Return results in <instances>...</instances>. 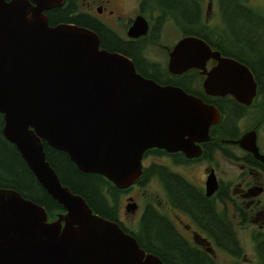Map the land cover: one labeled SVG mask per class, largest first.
I'll list each match as a JSON object with an SVG mask.
<instances>
[{"label":"water","instance_id":"1","mask_svg":"<svg viewBox=\"0 0 264 264\" xmlns=\"http://www.w3.org/2000/svg\"><path fill=\"white\" fill-rule=\"evenodd\" d=\"M64 2L0 0L2 134L64 209L49 220L42 205L0 187V264H167L63 185L43 142L65 152L79 170L126 189L141 177L142 156L150 148L200 156L201 143L212 140L210 128L220 123L221 112L180 86L143 76L130 57L101 47L91 28L51 25L47 10ZM148 23L137 14L127 36H144ZM166 68L171 74L197 70L210 97L230 96L248 107L257 95L249 66L197 35H185L173 45ZM255 130L215 138L264 163ZM205 185L206 196L218 189L213 171ZM260 191L256 188L255 194ZM127 200L125 210L133 213L137 204L131 196Z\"/></svg>","mask_w":264,"mask_h":264},{"label":"trees","instance_id":"2","mask_svg":"<svg viewBox=\"0 0 264 264\" xmlns=\"http://www.w3.org/2000/svg\"><path fill=\"white\" fill-rule=\"evenodd\" d=\"M65 1L67 5L47 10L46 13L51 25L68 22L89 27L97 34H105L104 39L101 35L100 45L102 47L109 51H118L127 55L133 60L138 72H142L143 76L153 78L158 82L159 79L155 75L157 72L153 68V63L156 61L152 62L148 59V62L144 58L145 43L147 40H152V43L159 44L160 28L167 19L171 20L181 36L197 35L210 43L206 32L202 31L205 27L198 22L201 12V0H140L139 12L141 15L145 14L153 17L151 26L155 30V34L145 35L143 39L135 40V43L134 41H123L116 32L114 33L117 35L112 32H103V30L91 25L90 23L96 19L94 14H91L92 12H74L75 0ZM244 1L225 0L222 3V7H227L223 10V15L226 17L227 33L229 36L232 35L229 37L228 44L233 46L235 43L236 46L232 47L233 50L227 48L222 50L219 45L218 48L221 49L223 54L232 56L249 66L258 83L257 95L251 106H259L264 103V17H262V12L259 11L249 13L247 11L249 7L245 6ZM243 7V12H239L237 15L234 14L235 9H242ZM250 15L253 17L250 18ZM228 17L231 20L227 19ZM107 27L111 29L110 26ZM111 36L116 37V43L110 41L113 38ZM120 44L124 46L134 45L138 48L136 52H132ZM140 62L145 65L144 68L139 64ZM159 69L169 73L165 67L164 69L159 67ZM146 70H150L151 75L146 74ZM187 73L189 77L188 84L192 81L190 79H194V81L197 78L202 79V76L195 69L189 70ZM170 82L174 85L184 83L179 78L172 79ZM188 84H185V86ZM182 88L203 98L205 102L214 104L223 115L220 123L210 128L212 140L204 144L201 154L203 158L211 160V156L219 151L223 152V146H225L215 136H222L226 132L227 136L235 137L238 134L235 124L249 107L239 104L230 96L224 98L206 96L201 86L192 90H189V86L187 88L182 86ZM256 122L259 123L258 126L263 127L264 119L259 118ZM3 124V115L0 113V187L14 189L25 198L42 205L48 214V219L54 220L57 214L64 212L62 205L53 199L40 185L15 146L5 139L2 134ZM224 124L226 126L223 132ZM43 144L46 158L57 173L60 182L73 193L81 195L93 212L104 218L119 222L123 230L132 234L139 245L147 252L158 255L167 264H213L209 255L198 251V248L192 245L190 241L184 242L180 238L181 233L176 229L171 217L155 208L149 199L144 205L135 231H129L117 216L119 196L131 187L118 189L100 174L83 172L77 168L65 152L55 149L45 142ZM162 152L164 153L162 149L154 148L151 152H149V149L146 150L144 155L149 153L161 156L164 155ZM175 158H181L180 154L176 155ZM262 168L264 170V166ZM150 176L158 178L173 208L185 211L195 218L189 216L196 224L206 228L205 231L208 233L213 249L218 248L226 252L232 257L235 264H241L239 259L245 255V252L238 242L233 224L237 226L236 220L238 218H240L238 223L240 226L247 225L246 222L251 221L250 217H246L247 211L243 207L235 206L230 211L232 216L229 217L227 214L229 210L226 211L223 208L219 210L216 201L218 199L221 202L220 198L225 197L224 191L220 189L217 196L214 195L208 199L202 191L194 187L181 174L156 164L143 169L136 185L144 186ZM252 232L256 233L251 239L258 264H264V233L259 230ZM183 238L185 239L184 236Z\"/></svg>","mask_w":264,"mask_h":264},{"label":"rangeland","instance_id":"3","mask_svg":"<svg viewBox=\"0 0 264 264\" xmlns=\"http://www.w3.org/2000/svg\"><path fill=\"white\" fill-rule=\"evenodd\" d=\"M257 2L259 4H263V7H264V0H257ZM99 3L106 6V8L104 9L106 11L105 14H102L99 17L103 19H109L110 17H107V10H112L113 16L110 18V20L112 21V27L119 36L126 38L127 35H126L125 28L129 24H131V22L134 20L137 14H141L139 12L140 0H75L74 12L76 11L84 12L87 9L91 10L92 12H96V6ZM65 4L67 5V2H65ZM205 5L206 3L203 2V7L206 12L207 10H206ZM208 12H209V18L211 19L214 16V9L212 5ZM91 14H94V13H91ZM97 14L98 13L96 12V15H94V17H97ZM142 16H144L148 20L149 24L152 25L153 17L145 15V14L144 15L142 14ZM202 31L205 32V30L203 29ZM159 35H160L158 39L159 44L161 43V45H163L164 47L167 46L169 50L173 47V45L178 40H180L183 37L180 35L176 27L173 26V23L171 22L170 19H167L164 22V24L161 26ZM219 45L223 49L227 48L230 50H233L232 47L236 46L235 44L232 46L231 44H228V42H224V41L219 42ZM145 48H146L145 52L147 53L150 60L159 62V65L162 69H164V67L166 68L167 59H168L167 51L165 53V50H167L166 48H163L155 44L154 42L152 43V40L146 41ZM237 52H240V51H237ZM210 64L211 63L207 64V66ZM202 79L197 78L196 81L192 79L191 82L193 81L194 82L191 84V87L194 89L200 88ZM251 105H249V108L243 113V115H241V119L235 124L238 134L232 138H238L245 131H249L253 128H256L255 131H256V136H257V145L259 149L262 151V153H264V125L263 127L258 126L259 123L256 122V120L259 118L264 119V117H262L264 115V103L260 104L259 106H255V105L251 106ZM225 126L226 124L223 125V132L225 131ZM222 136L231 138L226 135V132H224ZM224 145H225L223 146L224 151L223 152L219 151L218 153H214V155L211 156L212 157L211 160H208L206 158L205 161L202 160V161L190 162L188 164L180 162L178 163V165L172 168L164 166L165 164H168L167 161L171 159H168L167 157L162 158V156L164 155H161V156L153 155V154L152 155L154 156V158H157L156 160L157 162L163 164V165H159L157 163L156 165L163 166L172 172H177L178 174L185 176L189 181L193 182L197 186L206 187L205 185L206 180H207L208 174H210L211 171L214 172L215 176L217 174H220L223 177L222 175L223 173V174H227L229 178H232V177L234 178L235 174L237 172H240L242 176L245 178L244 183L242 184V186H238L237 184L234 188L236 187L246 188L247 186L246 181H250L253 178L252 173H250L249 171H253V170H249L244 165H243V169L240 170V166H238V164H244L243 161H245L247 164H251L247 160L248 156L245 155L243 152H241L242 151L241 148H237L231 144H224ZM227 158L235 162H238V164H235L234 162L227 160ZM174 163L176 164V162ZM210 168H211V171H210ZM217 177L219 178L218 175ZM258 181L261 183L264 182V171H263V176L260 179H258ZM122 193L123 194L120 195L118 199V216L117 217L125 225V227H127L129 231L131 232L135 231L137 227V222L142 213L144 205L149 199L151 200L154 207L159 209L161 212H164L165 210H167V214L174 220V222L178 223L179 229L183 230L181 231V233L185 235L186 237H188L191 243L195 244L194 241L192 240V236H189L188 234L184 233V225L192 224L193 223L192 220L189 218V216H187V213L185 211L183 210L180 211L182 214L181 216V214H179L180 213L179 210L171 206V204L169 203V200L166 197V192L157 177L150 176L148 177V181L144 184V186L140 188L132 187L127 192H122ZM130 196L133 198V200L137 204V209L133 213L127 212L125 210V207L128 204L127 198ZM238 199H239L238 206L239 204L245 207L247 206V202H246L247 199L243 200L241 197H238ZM257 199H259L260 201H263L262 196H259ZM228 206L229 208H231L230 203H228ZM218 208L219 210L222 209L221 206H219ZM232 209L233 208L229 209L227 213L229 217L232 216L230 212ZM174 211L178 212L177 213L178 215L174 214ZM246 223L248 224L244 226L235 225V228H233L234 231L236 232L238 242L245 252V255H244L245 258L244 256L241 257V259H239V262L241 264H258V259L254 252V245H253V241L251 237L254 234H256L252 232L254 230H259L260 232L264 233V227L261 229H257V226H260V225L264 226V225L253 222V221H247ZM217 249L218 248H216L215 250ZM215 264H235V261L227 253H225L222 250H219L215 252Z\"/></svg>","mask_w":264,"mask_h":264},{"label":"flooded vegetation","instance_id":"4","mask_svg":"<svg viewBox=\"0 0 264 264\" xmlns=\"http://www.w3.org/2000/svg\"><path fill=\"white\" fill-rule=\"evenodd\" d=\"M224 1L225 0H201V5H200L201 12H200V17H199V21H198L205 27L204 30H205L207 36L209 37V40H210L209 44L211 45V47L213 49H218L220 51H221V49L223 50V48L219 45V42H222V41L228 42L229 41V37L232 36V35L229 36L228 33H227V24H226V21H225L226 17L223 15V10L226 9L227 7H222V3ZM227 1H229V0H227ZM203 2L206 3V5H205L206 6V10H207L206 12H205L204 7H203ZM244 3L246 4L245 6L249 7V9L247 10V11H249V13L251 11H259V12H262V14H263L262 17H264L263 4H259L257 2V0H245ZM211 5L213 6V9H214V16L210 19L208 11L210 10ZM105 8H106V6L101 4V3H99L96 6V12L98 14H97L96 19H94V21L91 22L90 24L95 26V27H97L100 30H103V32L105 31V32L114 33L115 31H114V29L112 27V21L110 20V18L113 16L112 10H107V17H110L109 19H103V18L99 17L100 15L105 14V12H106L104 10ZM235 10H236V12H234V14L237 15V14H239V12L240 13L243 12L244 7L242 9H235ZM86 12L87 13L91 12V10L87 9L83 13H86ZM96 12H94V15H96ZM232 17H234V15H232ZM251 17H253V16L250 15V18ZM227 19H229V17ZM229 20H231V19H229ZM106 22H108V23H106ZM106 25L110 26L111 29H109ZM129 25L125 28L126 34H127V29L129 27ZM152 33L155 34V30L152 29V26L148 23V31H147V33L145 35L149 36ZM114 34L117 35L116 33H114ZM101 35L103 36V39L106 36L105 34H98L100 41H101ZM144 36H141V37H138V38H130L128 36L126 38H123L121 36H119V37H121V39L123 41H134V43H135V40L143 39ZM111 37H113V38H111V40L110 39L109 40L111 42H113V43H116V41H117L116 37H114V36H111ZM157 45H159V46H161L163 48H166L167 50H165V53L167 51V56H168L169 49L167 48V46L164 47L163 45H161V43L157 44ZM218 45L220 46L221 49L218 48ZM221 45H222V43H221ZM121 46H124V45H121ZM124 47L128 48L132 52H136L137 48H138L137 46H134V45H126ZM144 53H145V56L143 55L144 58L149 62L148 59H150V58L148 57L146 52H144ZM221 54H223L222 51H221ZM210 61L212 62L211 63V65H212L213 64V60H210ZM139 64L142 65L143 68L145 67V65L142 62H140ZM156 65H157V67H156ZM159 67H160V65H159L158 62H154L153 63V68L157 72L155 75L159 79V82L157 80H155V79L154 80L157 81L158 83H160V84H172L170 82V80H172V79L175 80L176 78H179L180 81L184 82V83H182V85H177V86H180V87L184 86L185 88H187L189 86V90L194 89V88H192L190 86L193 82L190 81V84H188V80H189V77L187 75L188 73H181V74L166 73L165 71H161L159 69ZM145 73L151 75L152 72L150 70H146ZM198 74H200V73H198ZM202 78H203V76H202ZM190 80H192V79H190ZM201 83H202V81H201ZM185 84H188V85L185 86ZM222 117H223V115H222ZM204 144L205 143H201V146L204 147ZM233 146H235V145H233ZM235 147H237V146H235ZM153 149L154 148H150L149 152H151ZM162 151H164V153L162 152L164 154V156H162V158H166L167 157L168 159L172 160V161L168 160L167 161L168 164L164 165V166L169 167V168H172V167L178 165V163H180V162L188 164L190 162H196V161H202V160L205 161L206 160L202 156L189 158L186 155H184L182 152L169 153L167 151L165 152L164 149H162ZM241 152H243L245 155L248 156L247 160L251 164H247L245 161H243L244 164H238V162H235V161H233L231 159L227 158V160H230L231 162H234L235 164H238V166H240V170L243 169V165L246 168H248L249 170H253V171H249L250 173H252L253 178L250 181H246V185H247L246 188H237V187L234 188L237 184H238V186H242V184L244 183L245 178L242 176V174L240 172H237L235 174L234 178L233 177L229 178L227 176V174H223L222 173L223 177H225V178H223L220 174H217L219 176V178H218L217 175H216V178L218 180V185H219L218 189L210 197H207V198L210 199L214 195L217 196V194H218L220 189L222 191H224L225 197L224 198H220L221 202L218 199H216V201L218 202V205L221 206L223 208V210H226V211L231 209V208H234L235 206H238V202H239L238 197H241L243 200L247 199V201H246L247 202V206L246 207L242 206L241 204H239L238 207H243V209H245L247 211L246 217L247 218L250 217L251 221L264 225V209H263L264 208V184L258 181V179H260L263 176V171L264 170H263L262 166H264V163L262 161H260L259 159L255 158L249 152H246L244 150H242ZM259 152L262 155H264V153H262V151L260 149H259ZM178 154H180L181 158L176 159L175 156L178 155ZM156 160H157V158H154V156L152 154H149V153L145 154V155L143 154V156H142L143 168H146V169L150 168L153 164H157V163L159 165H163V164L157 162ZM174 162H176V164ZM175 171H176V169H175ZM210 171H211V168H210ZM175 173H177V172H175ZM183 177H185V176H183ZM185 179H187V178L185 177ZM189 182L192 183L193 186L196 187L199 191H202V193L205 195V190H204L205 186L203 188V187L195 185L191 181H189ZM132 187L140 188L139 185H136V184H134ZM258 187L261 188V191L258 192L257 194H255L256 188H258ZM127 191H125V192H127ZM259 196H262L263 201H260L259 199H257ZM228 203L231 204V208H229ZM259 207H261V208H259ZM179 212H180V210H179ZM162 213L167 214V210H165ZM177 213L178 212L174 211V214L178 215ZM179 214H181V212ZM187 216H190V215L187 214ZM190 217L195 219L192 216H190ZM239 221H240V218H238L236 220L237 225H239L238 224ZM192 222L194 224L192 223L190 225H187V224L184 225V233L188 234L189 236H192V240L195 243V244L192 243V245H194L196 248H198V251H201V252L209 255L211 257L210 259L212 260V263L215 264V252L219 251L220 249L215 250L216 248L215 249L212 248V246H211L212 244H211V241H210V239L208 237V233L205 231L206 228H202L201 226L196 224L193 220H192ZM174 223L176 225L175 226L176 229L181 233V231H183V230L179 229L178 223H176V222H174ZM123 226L125 227L124 224H123ZM233 227L235 228L234 224H233ZM263 227L264 226L260 225V226H257V229H261ZM183 236L185 237V239L183 238ZM180 238L184 242L190 241L189 238L186 237L185 235H183L182 233L180 234ZM208 247H211L213 249L212 253H210L209 251L206 250V249H209Z\"/></svg>","mask_w":264,"mask_h":264},{"label":"bare ground","instance_id":"5","mask_svg":"<svg viewBox=\"0 0 264 264\" xmlns=\"http://www.w3.org/2000/svg\"><path fill=\"white\" fill-rule=\"evenodd\" d=\"M203 99V98H202ZM216 137V136H215ZM166 152V151H165ZM204 187V186H203ZM182 216V215H181ZM185 217V216H184Z\"/></svg>","mask_w":264,"mask_h":264}]
</instances>
